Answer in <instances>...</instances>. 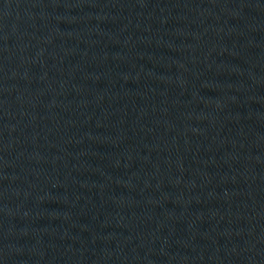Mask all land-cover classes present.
Instances as JSON below:
<instances>
[{"label":"water","instance_id":"obj_1","mask_svg":"<svg viewBox=\"0 0 264 264\" xmlns=\"http://www.w3.org/2000/svg\"><path fill=\"white\" fill-rule=\"evenodd\" d=\"M0 264H264V0H0Z\"/></svg>","mask_w":264,"mask_h":264}]
</instances>
